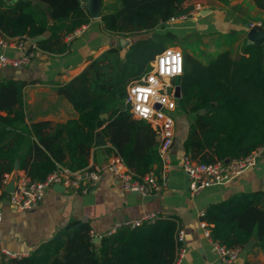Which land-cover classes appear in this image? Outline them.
Here are the masks:
<instances>
[{"label": "trees", "instance_id": "trees-1", "mask_svg": "<svg viewBox=\"0 0 264 264\" xmlns=\"http://www.w3.org/2000/svg\"><path fill=\"white\" fill-rule=\"evenodd\" d=\"M0 0V32L8 37H39L34 48L61 53L67 37L90 19L81 0ZM264 9V0H254ZM196 4L189 0H119L101 12L105 30L128 34L150 30L171 17L187 13ZM259 29H264V16ZM175 36L166 32L132 41L122 54L109 47L66 83L57 87L77 111L76 118L53 123L25 120L23 87L26 80L0 79V126L8 137L0 143V188L16 159L31 180H43L57 165L71 170L89 164L97 127L136 175L153 169L160 177L162 160L158 138L151 124L135 118L125 103L127 84L151 68L150 61ZM183 71L179 111L190 114L183 140L184 155L197 162L239 158L264 144V45L249 43L233 58L228 49L203 61L182 50ZM107 112V117L100 114ZM35 138L26 151L23 146ZM5 193V191H4ZM201 219L209 236L226 247L244 248L256 235L264 252V192H239L207 205ZM178 220L159 217L137 226L122 224L93 241L88 220L69 218L51 237L28 255L9 258L3 264H174ZM251 264V263H250Z\"/></svg>", "mask_w": 264, "mask_h": 264}, {"label": "crops", "instance_id": "crops-1", "mask_svg": "<svg viewBox=\"0 0 264 264\" xmlns=\"http://www.w3.org/2000/svg\"><path fill=\"white\" fill-rule=\"evenodd\" d=\"M8 1L6 0L7 3ZM190 1L196 2L191 8V14L171 17L150 30L128 34L109 32L104 29L101 16L90 17L81 26V31L67 37L68 48L65 51L50 53L35 47L33 55L20 66L0 64V79L27 81L23 87V105L28 124L38 120L64 122L69 118H76L78 113L68 99L58 93L57 87L77 75L92 59L109 47L118 46L123 54L135 39L170 32L175 39L168 46L194 52L203 61L223 49H228L231 56L236 58L247 44V24L261 21L264 16V9L257 6L254 0ZM81 3L86 7V0H81ZM33 4L38 8L44 6L39 0H33ZM118 5L119 0H101V12ZM228 36L232 38L230 43L224 42V38ZM179 37H186L194 42L190 43V47H182L177 41ZM218 38L223 40L220 47L214 44ZM8 39L10 43L0 47V54H6L13 59L24 57L36 43L32 37ZM124 40H127L125 47L121 46ZM4 114V111H0V115ZM175 121L173 142L167 150L166 162L159 168L163 186L153 194L141 195L125 190L118 178L104 169L97 185L86 192H74L56 183L46 190L37 206L17 210L7 199V192L4 190L12 171L7 173L0 188V264L7 260V252L15 253L18 257L28 255L40 242L59 230L69 218L88 220L92 234L102 236L115 224H127L149 214H153L155 219L173 216L178 220L184 239L178 245L174 264H264V252L257 245L256 235L250 239L251 246L240 248L237 258L229 263L218 255L211 239L205 236V230L200 225V212L207 205L239 192H264V154L253 166L241 173L192 193L189 176L182 168L183 140L191 115L176 108ZM101 128L102 126L97 127L96 138L101 135L103 142L97 144L95 140L89 164L103 165L113 152L108 151L109 143L100 133ZM8 135L0 126V143ZM34 138L31 136L27 139L23 151L27 150ZM156 166L153 165L154 170ZM21 171L18 165L16 175Z\"/></svg>", "mask_w": 264, "mask_h": 264}, {"label": "built area", "instance_id": "built-area-1", "mask_svg": "<svg viewBox=\"0 0 264 264\" xmlns=\"http://www.w3.org/2000/svg\"><path fill=\"white\" fill-rule=\"evenodd\" d=\"M193 10L179 15L183 17L186 14H191ZM250 26H260L261 21L250 22ZM82 26V25H81ZM78 27L73 33L79 32L83 27ZM8 37L0 33V47L7 46L10 42ZM173 49L174 51L182 50L179 47L167 46L159 53H157L150 62L151 68L148 72L130 81L126 86L125 103L129 107V111L135 118L143 119L149 122L152 128L155 130L158 138V151L162 160V163L166 162L167 150L171 146L174 138L175 130V112L177 108V97L175 96L176 86L175 79L179 76H173L170 78V86L165 83V77L161 76L158 71V62L156 69L153 68V62H156V57L159 54L164 53L167 49ZM33 55V51H28L24 57L13 59L9 58L6 54H0V64H12L20 66L28 61ZM182 69H183V54H182ZM183 71V70H182ZM154 74L156 79L160 83V87L157 89V96H150L148 98V105H150L154 111L150 119H144L140 117L135 111L134 97L131 96L130 89L136 87L137 84H142L147 87V77ZM144 77L142 80L141 78ZM167 95L170 104H174V108H170L168 104H161L156 102L159 98ZM264 154V144L259 145L253 149L250 153L239 158H231L227 160H219L215 162H197L190 159L188 156L183 157L182 168L189 176V188L192 193L198 192L200 189L218 183L223 179L231 178L241 173L246 168L253 166L258 158ZM110 171L120 181L122 187L125 190L137 192L141 195L153 194L161 189L163 186L162 176H158L154 169L149 170L143 175H136L125 164L123 158L119 153L113 151L108 160L103 165L87 164L86 166L71 170L63 165H57V168L51 171L43 180H31L23 171H21L15 180L14 189L7 192V199L17 210H27L34 208L43 199L46 190L52 185L58 183L71 189L74 192H86L95 187L102 176L103 170ZM203 215V211L200 212ZM2 213L0 210V220ZM155 217L153 214L136 218L129 221L127 224L130 226H137L145 221H153ZM200 225L205 230V236L209 237V230L207 223L201 220ZM118 225H114L109 232L114 231ZM108 232V233H109ZM184 239L183 230L180 228L176 233V241L179 243ZM211 239V238H210ZM213 247L218 255L226 262H233L239 253V247H226L213 241ZM18 257L15 253L7 252L5 259ZM250 264V263H246Z\"/></svg>", "mask_w": 264, "mask_h": 264}, {"label": "clouds", "instance_id": "clouds-1", "mask_svg": "<svg viewBox=\"0 0 264 264\" xmlns=\"http://www.w3.org/2000/svg\"><path fill=\"white\" fill-rule=\"evenodd\" d=\"M158 62V71L161 76L165 77V83L170 86V78L182 74V54L180 51H174L169 48L164 53L156 57V62H153V68L156 69ZM142 80L144 77L141 78ZM148 86L137 84L136 87L130 89L131 96L134 97L135 111L140 117L150 119L154 109L148 105L150 96H157V89L160 87L159 81L154 74L147 77ZM156 102L168 104L170 108H174V104H170L167 95L159 98Z\"/></svg>", "mask_w": 264, "mask_h": 264}, {"label": "water", "instance_id": "water-1", "mask_svg": "<svg viewBox=\"0 0 264 264\" xmlns=\"http://www.w3.org/2000/svg\"><path fill=\"white\" fill-rule=\"evenodd\" d=\"M15 0H9V3H13ZM86 10L87 13L89 14L90 17H99L101 16V0H86ZM246 37H247V44L249 43H263L264 42V29H259L256 26H250L249 23L247 24V33H246ZM32 40H34L35 42L39 40V37L35 36L32 37ZM127 43V40H124V42H121V46L125 47ZM181 95L180 92V86L177 85L176 86V92H175V96L177 98H179ZM108 114L107 112H103L100 114V117L104 118L107 117ZM103 142V137L100 135L96 138V143H102ZM19 165V160L16 159L14 162V167L12 169V174L10 176V179L6 182L5 186H4V190L6 192H10L14 189L15 186V180H16V170L18 168ZM101 236L100 235H94L93 236V241L94 242H98L100 240ZM252 243V240H248L245 243L246 247H250Z\"/></svg>", "mask_w": 264, "mask_h": 264}, {"label": "rangeland", "instance_id": "rangeland-1", "mask_svg": "<svg viewBox=\"0 0 264 264\" xmlns=\"http://www.w3.org/2000/svg\"><path fill=\"white\" fill-rule=\"evenodd\" d=\"M232 40V38H230L229 36L228 37H225L224 38V42H228L230 43ZM177 41L178 43L182 46V47H190V43L191 42H194L193 40L192 41H189L186 37H179L177 38ZM223 43V40L221 38H218L214 44L216 47H220V45Z\"/></svg>", "mask_w": 264, "mask_h": 264}]
</instances>
